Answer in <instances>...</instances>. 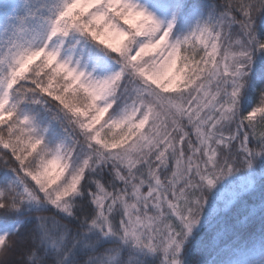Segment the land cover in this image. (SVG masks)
I'll return each instance as SVG.
<instances>
[{"label":"snow or ice","instance_id":"1","mask_svg":"<svg viewBox=\"0 0 264 264\" xmlns=\"http://www.w3.org/2000/svg\"><path fill=\"white\" fill-rule=\"evenodd\" d=\"M260 11L264 0H220L209 20L172 39L175 16L165 23L139 0H62L45 39L0 53V64L7 63L0 77V158L15 176L0 188V209L33 201L56 210L38 215L29 260L40 256L48 229L58 224L61 239L73 240L61 259L82 234L98 230L182 264L204 184L231 171L233 156L250 163L264 151V93L246 115L238 103L252 54L264 49L254 28ZM72 32L110 50L116 69L98 78L79 60L60 59L59 45L50 42ZM22 80L32 85L26 93L56 102L67 144L48 148L30 118L16 115L9 93ZM16 247L14 234L0 233V264H25L24 252L13 258ZM36 264L57 261L40 256Z\"/></svg>","mask_w":264,"mask_h":264},{"label":"trees","instance_id":"2","mask_svg":"<svg viewBox=\"0 0 264 264\" xmlns=\"http://www.w3.org/2000/svg\"><path fill=\"white\" fill-rule=\"evenodd\" d=\"M38 1L15 0L8 8L0 4V53L8 50L22 27L28 28V12L38 11L39 5L35 4ZM47 1L41 0L40 6ZM179 4L182 7L176 12L174 33L185 27L194 9L210 15L214 7L220 6V0H180ZM254 28L257 37L264 39V11L258 12L255 17ZM98 49L111 63L115 62L110 50L102 45ZM3 75L5 72L0 64V77ZM244 81L238 101L241 115L251 111L264 93V49L253 52ZM31 86L30 80H22L10 90L9 101L15 105L16 115L23 118L28 115V111L31 112L32 121L42 119L43 128L49 125L68 143L70 137L65 131L67 121L64 114L46 94L26 93L25 89ZM252 142L256 143L255 138ZM233 159L236 161L233 167L251 166L252 179L241 184L240 190L208 223L192 231L179 254L182 264H264V151H258L250 163L242 162L243 157L233 156ZM14 178L13 171L5 167L0 158V188L11 184ZM75 200L82 202L84 197L77 195ZM50 211L56 210L50 205L34 206L31 201H25L19 209L7 212L0 209V233H11L17 238L13 258L19 259L20 253L24 252L25 264H36L40 256L54 259L57 264H72L73 259H78L81 264H167L160 253L140 251L132 242H124L113 235L102 236L98 230L82 234L72 253L61 259L63 251L72 245L73 240L71 234L61 239L62 229L58 224L48 229L51 238L44 240L40 256H33L29 260L27 252L31 248V234L40 232L37 217ZM58 214L73 225L77 223L66 218L65 214ZM90 256L92 259H89Z\"/></svg>","mask_w":264,"mask_h":264},{"label":"rangeland","instance_id":"3","mask_svg":"<svg viewBox=\"0 0 264 264\" xmlns=\"http://www.w3.org/2000/svg\"><path fill=\"white\" fill-rule=\"evenodd\" d=\"M14 2L15 0H0V4L5 8L10 7L12 4H14ZM139 2L147 6L150 11L154 12L156 16L165 23L172 19L173 16H175V12H178L182 7L179 4L180 0H139ZM61 4L62 0H52L46 5L40 6V14L37 15L38 17L32 16L31 13H28V29H20L16 33L13 43L26 46L28 42L31 41L33 46H35L42 39H45L49 29V21L50 19L54 18L56 9ZM209 17L210 15L204 14L202 11L194 9L193 14H191L189 17L185 27L183 29H179L176 33L172 31V39H182L184 35L188 34L196 27L198 22L207 21L209 20ZM260 38L261 40H264L263 37ZM60 40H63L62 44L60 43ZM50 43L59 45L60 59L71 57L74 63L75 61L79 60V66L82 69L93 72V74L98 78L110 74L117 67L115 63H109L108 60L99 56V54L97 55V52L95 53L89 48L88 43H93L95 45V43L98 42L93 41L91 38L85 37L80 33L72 32L69 34V36L60 37L59 39L54 37L53 41ZM2 67L6 74L7 63L4 62ZM9 104L12 105L10 101ZM28 117H32V114L29 113ZM32 124L35 127V134L43 136L44 143L48 148L55 149L61 144H67L65 139H62L57 132L49 129V125L45 127V129H42L40 127L41 122ZM252 176L253 172L251 171L250 165L241 166L240 168L232 166L231 171H228L226 175H221L214 178V183L212 185L205 183L203 188L200 190L203 199V206L200 210V220L198 225L193 227V230L208 223L222 208V206L225 205L230 200V198L240 190L239 186L241 184L251 181ZM31 202L34 206L47 205L44 203ZM191 233L189 235H191ZM187 239L184 241V243L187 241ZM133 246H135L140 251L160 253L163 257H165V254L162 250L157 249L155 251H151L143 248L142 246L135 245L134 243ZM168 255H171V251L168 253Z\"/></svg>","mask_w":264,"mask_h":264}]
</instances>
